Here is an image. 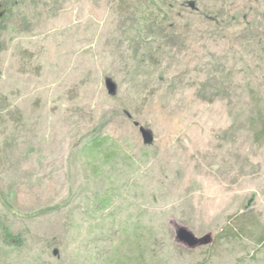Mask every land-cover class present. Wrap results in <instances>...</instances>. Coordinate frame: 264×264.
Segmentation results:
<instances>
[{
	"label": "rangeland",
	"instance_id": "374dc122",
	"mask_svg": "<svg viewBox=\"0 0 264 264\" xmlns=\"http://www.w3.org/2000/svg\"><path fill=\"white\" fill-rule=\"evenodd\" d=\"M0 264H264V0H0Z\"/></svg>",
	"mask_w": 264,
	"mask_h": 264
},
{
	"label": "water",
	"instance_id": "95a60500",
	"mask_svg": "<svg viewBox=\"0 0 264 264\" xmlns=\"http://www.w3.org/2000/svg\"><path fill=\"white\" fill-rule=\"evenodd\" d=\"M193 6V5H192ZM107 87L109 89V93L114 95L116 93V84L108 79ZM136 126H139L138 123H135ZM140 132L142 134L143 140L145 144H152L154 137L150 130L140 127ZM176 240L188 246L189 248H195L201 245H208L212 242V236L210 234L205 235L202 238H198L195 234L185 227H178L176 231ZM57 255V252H54Z\"/></svg>",
	"mask_w": 264,
	"mask_h": 264
},
{
	"label": "trees",
	"instance_id": "16d2710c",
	"mask_svg": "<svg viewBox=\"0 0 264 264\" xmlns=\"http://www.w3.org/2000/svg\"><path fill=\"white\" fill-rule=\"evenodd\" d=\"M4 233L6 235V240L8 242H10L11 244L12 243L17 244V242H20L19 239H18V237L17 236L13 237V234L10 231L5 230Z\"/></svg>",
	"mask_w": 264,
	"mask_h": 264
}]
</instances>
